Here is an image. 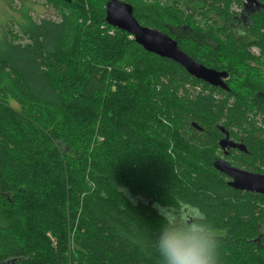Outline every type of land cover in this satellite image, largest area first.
Here are the masks:
<instances>
[{"label": "trees", "instance_id": "trees-1", "mask_svg": "<svg viewBox=\"0 0 264 264\" xmlns=\"http://www.w3.org/2000/svg\"><path fill=\"white\" fill-rule=\"evenodd\" d=\"M108 1L48 0L59 19L0 36V264H264V195L214 166L223 126L247 148L224 157L264 172V16L260 55L178 39L222 89L108 24ZM126 1L168 34L187 19Z\"/></svg>", "mask_w": 264, "mask_h": 264}, {"label": "flooded vegetation", "instance_id": "flooded-vegetation-1", "mask_svg": "<svg viewBox=\"0 0 264 264\" xmlns=\"http://www.w3.org/2000/svg\"><path fill=\"white\" fill-rule=\"evenodd\" d=\"M144 1L147 4H155L158 2L161 6H166V7H171L174 5L175 8H177L178 10L185 11V13L187 14V19L184 22H179L174 25H169L168 23H165V26L168 27V30H170L169 34L171 35H169L168 33L167 34L171 36L173 39H175L177 42L178 39L182 41H186L189 44V46L192 48V50L197 51L200 54H206L210 52L214 53V50H216L217 47H220V45L226 43L228 40L238 41L239 42L238 45L245 47L244 48L245 50H249L255 55L262 54L261 49L257 45L254 44L248 47L249 46L248 43L256 35L255 30L259 28L256 22L257 18L260 15L264 16V0H232L233 2L229 6L230 15L227 14V0H144ZM181 7H185L188 9H181ZM142 25L147 26L145 24ZM195 59L198 60L197 58ZM207 67L214 68L211 66H207ZM216 70L227 71L229 73L227 69H216ZM230 76L231 75L229 73V77L225 79L228 86H229L228 81L230 79ZM259 96L260 94H257L256 97H254V99L258 100ZM224 136L225 133H223L222 137ZM232 150L233 149H229V152L231 153ZM222 151H223V155L225 156L226 154L223 149Z\"/></svg>", "mask_w": 264, "mask_h": 264}, {"label": "water", "instance_id": "water-1", "mask_svg": "<svg viewBox=\"0 0 264 264\" xmlns=\"http://www.w3.org/2000/svg\"><path fill=\"white\" fill-rule=\"evenodd\" d=\"M106 22L116 29L128 32L147 51L170 58L181 64L192 76L214 86L229 88L225 81L229 77L227 71L207 67L185 52L178 42L167 33L142 25L135 16L132 4L124 0H109L106 4ZM220 128L225 136L219 140V146L226 155L230 154L229 149L247 150L242 142H237L231 138L229 130L223 126ZM214 166L226 174L227 183L231 187L264 195V173L234 165L225 158L215 160Z\"/></svg>", "mask_w": 264, "mask_h": 264}, {"label": "rangeland", "instance_id": "rangeland-1", "mask_svg": "<svg viewBox=\"0 0 264 264\" xmlns=\"http://www.w3.org/2000/svg\"><path fill=\"white\" fill-rule=\"evenodd\" d=\"M47 1L48 0H0V36L7 34V37L11 38V31H20V24L28 21V14L38 20L43 17L59 19L60 15L58 10L54 8L52 4L47 3ZM181 9L188 8L181 7ZM15 41L19 42V40ZM27 41L28 40H24V42ZM221 158H225L224 155H222ZM227 160H229V158ZM0 224H4V221L0 220ZM72 235L74 236V232Z\"/></svg>", "mask_w": 264, "mask_h": 264}, {"label": "built area", "instance_id": "built-area-1", "mask_svg": "<svg viewBox=\"0 0 264 264\" xmlns=\"http://www.w3.org/2000/svg\"><path fill=\"white\" fill-rule=\"evenodd\" d=\"M110 32L114 33V31H110ZM49 235L51 236L52 241L55 242V238L51 235V233H49ZM71 244H72V246L74 245L73 235H71ZM67 264H82V263L69 261Z\"/></svg>", "mask_w": 264, "mask_h": 264}]
</instances>
